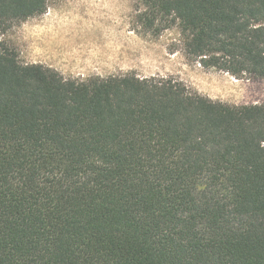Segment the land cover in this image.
Masks as SVG:
<instances>
[{
	"label": "trees",
	"instance_id": "16d2710c",
	"mask_svg": "<svg viewBox=\"0 0 264 264\" xmlns=\"http://www.w3.org/2000/svg\"><path fill=\"white\" fill-rule=\"evenodd\" d=\"M137 1L142 31L264 79V0ZM46 10L0 0V264H264V104L23 64L2 36Z\"/></svg>",
	"mask_w": 264,
	"mask_h": 264
},
{
	"label": "rangeland",
	"instance_id": "374dc122",
	"mask_svg": "<svg viewBox=\"0 0 264 264\" xmlns=\"http://www.w3.org/2000/svg\"><path fill=\"white\" fill-rule=\"evenodd\" d=\"M137 10V0H47L44 14L14 23L2 40L21 63L50 67L64 78L172 77L213 101L264 104V79L204 68L183 54L176 27L146 33L134 18Z\"/></svg>",
	"mask_w": 264,
	"mask_h": 264
}]
</instances>
